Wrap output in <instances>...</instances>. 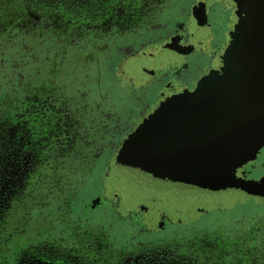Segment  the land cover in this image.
<instances>
[{"label":"flooded vegetation","instance_id":"1","mask_svg":"<svg viewBox=\"0 0 264 264\" xmlns=\"http://www.w3.org/2000/svg\"><path fill=\"white\" fill-rule=\"evenodd\" d=\"M123 1L112 0L110 2L106 0L102 3L103 7L91 9L84 8V5L75 0L73 2L75 9L66 12L65 6H62L63 0H0V42H4L3 46L7 49H13L15 41L26 43L25 49L21 50V52H25L24 56L32 53L31 50L34 46L45 43L47 38H56L55 35L58 34V40L65 39V36L72 38L73 35L81 32L86 35L85 38H88L93 25L99 35L102 34L100 26L107 31H110V27L116 31L113 42L116 40L119 42L115 52L119 53L120 58H125V56L132 55L133 52H140L151 46H160L175 36L178 37L183 47L182 57L177 64H171L156 71L150 78L142 82L141 88L150 91L151 98L155 102L152 109L147 114L143 111L137 113L139 118L130 125L124 121L123 123L126 125L120 127L119 132H112L113 143L109 144L108 141L109 145L103 146L101 144L103 136L100 134L95 136L91 132V125L96 124L97 118L86 117V112L78 106L77 98H67L63 95L64 87L59 97H54L52 90L44 91L46 95L39 97L31 95L30 91H24L11 94L13 97L9 102L0 104V143L7 141V150L12 153L7 162L4 161L5 158L0 159L2 167L0 169V202L8 199L11 204L9 216L0 235V264H17L21 258L17 262L14 261L16 251L19 253L22 251L23 255L30 249L48 252L44 248L31 247L32 244L39 241L46 240L63 247L70 244V240L61 242L45 237L50 228L48 225L45 229V223L47 220L50 221L45 218L48 214L39 216L42 218H33L36 222L40 221L37 222V225H33L31 218L32 212L36 209L55 208L59 207L57 204L60 205L57 200H54L56 202L54 205V202L44 198V193L41 194V191L47 189V185L40 182L43 176L35 177L37 176L35 171H44L48 168L47 155L50 150L64 149L68 145L80 149L84 152L83 158H78L75 162L77 170H79L87 166L91 167L93 160L85 161V158H88L87 150L94 152L91 155L92 159H98L102 149L109 146L111 158L104 164L106 167L112 165L115 161L113 156L121 150L125 140L141 127L145 120L152 118L166 99L176 95H185L190 99H195L204 92L210 80L223 71L228 53L225 48L231 39L230 34L234 32V24L238 19L237 8L232 0H140L141 2L134 5V10L126 0V5ZM249 1L259 5L264 4V0ZM122 5L124 6L122 7ZM118 7H122L121 11ZM109 8H112L109 26L94 24L97 19L105 16ZM129 14L131 16L127 18ZM65 16L69 18V21L64 20ZM263 27L264 20L258 28L257 36L261 35ZM58 29L65 34H60ZM71 38L65 41L76 49L73 47L76 42ZM249 40L251 39L249 38L243 45L236 48L234 53L242 51ZM17 45L19 44H16V47ZM63 73L67 75L65 71ZM59 82L61 83V81ZM54 86L56 88L55 84ZM118 121L115 122L118 123ZM117 127L118 125L115 126V128ZM115 128L114 130H117ZM36 136L38 139H35ZM6 137L8 138L6 139ZM55 139L56 141L53 142ZM257 157L237 170V173L239 170L244 172L245 180H258L264 174V162H258ZM260 170L262 171L258 174ZM22 182L27 185L26 189L22 187ZM18 183L22 188L21 191L20 187H17ZM36 190L39 193L37 198L41 196L43 199L40 203L42 205L30 207L32 205L26 202L29 198L34 202L33 196H36ZM17 198L25 201L26 208L21 209L16 205ZM154 199V196L148 198L144 203H140L135 210L128 212L134 222L142 223L155 235L154 242L125 240L122 246L125 245L129 252L121 253L118 250L120 245L114 244L113 238L106 239L105 236H108L109 233L103 234L104 225H101L100 228L99 226L95 228L84 226L79 235L70 234L71 237L79 239L77 241L74 239L75 242L72 241V243L75 244H71L70 248L79 249L82 246H90L91 251L92 248L102 246V249L110 250L109 254L101 257L102 259L106 257L107 261L116 259L124 261L127 259L126 257L132 258L133 255H139L155 262L177 261L181 264H264V250L251 251L245 258L240 256L241 248L246 246L249 238H252V233L264 232L263 218H260L243 234L242 232L233 234L230 231L229 234L223 235L219 226L211 229L208 226L197 228L192 226L191 233L195 232L188 240L180 241L176 234L177 231L168 226L172 220L165 212L155 208ZM59 200L64 203L62 199ZM117 201L116 192L108 198L102 195L93 196L86 208H94L102 203H105L107 207L114 208ZM19 209H21L20 213H18ZM196 210L198 214L205 212L201 207ZM201 216L196 214L190 223L193 225V222L200 219ZM55 218L54 216L51 221H55ZM181 222L179 220V223ZM125 226L123 227L125 228ZM259 226L262 227L258 228ZM217 237L220 238L213 241ZM212 242L215 247L228 245L231 248L230 254L236 248L234 246L242 245L236 252V256L228 263L227 260L224 261L227 258L223 256L222 252L216 253L214 250H210L213 249L210 248ZM92 251L84 258L91 262H97L100 257ZM229 256L231 257V255ZM91 258H95V260Z\"/></svg>","mask_w":264,"mask_h":264},{"label":"rangeland","instance_id":"2","mask_svg":"<svg viewBox=\"0 0 264 264\" xmlns=\"http://www.w3.org/2000/svg\"><path fill=\"white\" fill-rule=\"evenodd\" d=\"M74 1L67 0L66 3L68 5ZM77 1L84 5V8L92 9L99 6L103 7L104 4L102 3L106 0ZM107 1L111 2L112 0ZM232 1L237 8L238 19L234 24V32L230 34L231 39L225 48L226 53L228 52L227 54L231 51L234 52L236 48L243 45L249 38L258 37V28L264 20V4L259 5L249 0ZM123 2L125 4V0ZM126 2L134 10V5L141 1L126 0ZM122 7H118L120 11ZM71 9L73 7L65 10L67 12ZM107 10L110 12L107 11L105 16L97 19L94 24L109 26L112 8ZM62 12L65 13L64 10ZM129 16L131 15L129 14L127 18ZM68 19L65 16L64 20L69 21ZM100 29L101 35L98 34L94 25L91 26V35L88 38H85L86 35H83L82 32L73 35L72 38L65 36V39L61 38V40L52 39V37L47 38L45 43L31 50V52H39L42 55L40 58L37 57L38 65L36 66L33 61L29 60L22 76L24 80L23 88L27 91L43 85L41 86L43 89L52 90L54 97L59 96L61 91L65 89L63 95L67 98H77L79 100L78 106L86 112V117L97 118L96 124L93 123L91 125V132L95 136L98 134L103 136L101 144L104 146L108 144V141L109 144L113 143L112 132H119L118 129L126 125H124V121H127V125H130L139 118L137 113L143 111L147 114L152 109L155 102L151 98L150 91L142 89L141 84L156 71L171 64H177L182 57L183 47L178 37L175 36L160 46H151L143 51L133 52L132 55L125 56V58H120L119 53L115 52L119 42L117 40L113 42L116 31H113L111 27L110 31L103 29L101 26ZM70 38L76 42V45L73 46L76 49L66 43L65 40L68 41ZM227 54L226 57L228 56ZM18 59L16 57V61ZM16 61L14 60V63ZM12 65L14 64H7L1 69L2 71L0 70V104L2 105L3 102H9L13 97L11 95L12 89H9V87L16 85L15 70ZM63 71L67 75H64ZM44 74L53 77V80H49V83H54L56 88L54 84H43ZM48 85L50 87H47ZM79 92L81 93L78 94ZM115 121H118V123ZM117 125L118 127L115 128ZM114 128L117 130H114ZM56 133L58 135V130ZM55 141L56 139L53 142ZM6 142L0 143V159L5 158L4 161L7 162L9 155L12 153L7 150ZM239 146L241 144L237 143L236 148L227 149L224 152L220 151L210 156L214 167L211 169L210 177L208 178L214 180L219 178L217 180L219 181L221 172L227 175V170L223 168L225 164H229L232 158L238 155L240 151H247V149L241 150ZM110 151L109 146L105 147L100 152L98 159H92L91 155L94 152L87 150L86 156L88 158H85V161L93 160L92 163L90 162L91 167L87 166L77 171H68L66 169L61 172L60 178L51 177L53 172L52 164L54 163L52 160L49 161L50 166L45 170L43 169L44 171H35L37 173L35 177L43 176L40 182L47 185V189L42 192L44 193V198L46 200L49 199L51 202L62 199L64 204L55 208L45 207L32 210V216L37 218L48 214V219L52 220V216L58 213L63 214L65 219L63 225H58L61 219H56L52 224L48 223L55 236L59 233V230H62L64 234L74 236V234L79 235L84 226H92V228L99 226L100 228L101 225H104L103 234L107 235L106 232H108L109 235L105 237L106 239H111L115 237L116 231L121 229L122 226H131L129 234L124 229L120 230L119 235H123L120 241L123 243L125 240L130 242L155 241V235L146 226L140 222H134L128 215V212L135 210L140 203H144L153 196L155 197L153 201L155 208L165 212L170 217L172 222L168 226L177 231L176 234L180 241L188 240L192 233L195 232L191 233L192 229L190 228L192 226L196 228L208 226L209 229L219 226L223 235L229 234L230 231L233 234L240 232L243 234L249 227L254 226L260 218H263L264 221V196L262 194L249 195L250 191L246 188L247 186L242 190L233 191V189H229L228 191L217 193L209 190L200 181L197 187L187 188L184 183L178 182L180 185L177 184L176 181L181 180L179 177L145 165L139 157L121 150L116 152V157L115 155L113 156L115 161H113L112 165L106 167L104 162L111 158ZM257 158L258 162H264V146L258 153ZM85 161L83 162L84 164ZM73 163L75 164V162ZM72 167L77 168V164ZM152 170L155 171L152 172ZM216 175L219 176L217 177ZM58 182L60 185L53 184ZM114 192L118 195V201L114 208L107 207L105 203L94 208H86L93 196L102 195L108 198ZM34 199V202H32L31 198H29L26 203L32 205L30 207L42 205L40 204L43 201L41 196ZM55 203L53 204L56 205ZM199 207L205 211L204 214L197 213L196 208ZM20 210H18V213H20ZM40 213L43 215H39ZM196 214L202 216L193 222L192 225L190 221ZM179 220L183 223H179ZM37 222L33 219V225H37ZM74 239L75 241L79 240L78 237H71L70 244H66L65 247L75 244L72 243ZM116 239L119 240V238ZM75 249L77 250V248ZM78 253L76 252L75 255H70L69 257L62 251L54 254L30 249L24 253L17 264H181L177 261L155 262L151 259H144V257L139 255H133L132 258L126 257L127 259H124V261L122 259L107 261L106 258H103L100 261L91 262V260L88 261V259L79 256L83 255L82 253Z\"/></svg>","mask_w":264,"mask_h":264},{"label":"water","instance_id":"3","mask_svg":"<svg viewBox=\"0 0 264 264\" xmlns=\"http://www.w3.org/2000/svg\"><path fill=\"white\" fill-rule=\"evenodd\" d=\"M222 70L220 75L210 80L199 97L190 99L185 95H176L166 99L155 115L145 120L141 127L125 140L121 151L139 157L145 165L158 171L179 177L182 181H176L177 184L184 183L187 188L197 187L201 181L209 190L217 193L229 189L242 190L247 186L246 188L251 192L249 195L264 196V174L258 180L250 179L247 182L243 177V171L239 170V175L237 173L238 169L255 160L264 146V106L254 109V125L251 124L252 122L249 123L250 117L247 115L250 112L247 111L248 108L253 105L261 106L264 103V27L261 35L249 40L242 51L233 52L225 58ZM209 93L213 99L217 94L219 97L221 95L223 98H228L226 101L236 97V100L242 98L246 104H250H238L236 107L239 101L234 102V108L238 110V112L233 111L236 114L238 128L247 130V133L242 135V130H239L235 135V138L238 136L239 138L231 141L240 143L239 148L247 151H240L229 164H225L223 168L227 170V175L221 172L219 181H217L219 178H216L217 180L208 178L214 163L211 162L212 158L209 157L207 149L192 150L188 145L196 129L207 127L204 131L205 135L212 132L210 127L216 120L213 112L214 102L213 99H209L207 95ZM253 100L255 103L251 104ZM222 108H217L216 112L221 111ZM257 113L256 119L254 115ZM223 120L225 124L228 125V122L231 124L232 115L224 117ZM199 130L197 133H203ZM210 145L215 148L216 143L211 142ZM191 153L194 155L192 156Z\"/></svg>","mask_w":264,"mask_h":264},{"label":"trees","instance_id":"4","mask_svg":"<svg viewBox=\"0 0 264 264\" xmlns=\"http://www.w3.org/2000/svg\"><path fill=\"white\" fill-rule=\"evenodd\" d=\"M66 2H67V0H63V5L62 6L67 5ZM65 7L66 8H72L73 7V9H75V5H73L72 2H70ZM73 9H71L69 11L71 12ZM58 31L60 32V34H64V32L60 31L59 29H58ZM58 35H55L56 38H53V39H57V36ZM3 43L4 42H0V70L3 69V67L7 66V64H10V63H13L14 64L12 66H13V69L15 70L14 76H15L16 85H13L12 84L13 86L9 87V89H12L11 94L16 93V92H24V91H27V90H25L23 88L24 87L23 86V81L24 80H23L22 74H24L25 67H26L27 63L29 62V60L33 61L35 63V65L37 66L38 65V62H37V59L38 58L37 57L40 58V57H42V55L39 52H32L28 56H24L23 54L25 52L24 51L21 52V50L22 49H25L24 47H25V44L26 43H22L21 41L20 42H16L15 41L14 44H13L14 49L8 48L9 50L7 48H5V46H3ZM16 44H19V45H17V47H16ZM40 44H42V43H39L38 45H40ZM35 47L36 46H34L33 49H35ZM16 57L19 58L17 61H16ZM5 60H6V62H5ZM14 60L16 61L15 63H14ZM7 62H10V63H7ZM1 71H0V73H1ZM16 71H18V72L16 73ZM48 76H47V74L46 75L45 74L43 75L44 80L42 82H44L43 83L44 85H46V83L47 84H51V83H49L50 82L49 80H51V81L53 80V77L52 76L51 77H50V75H48ZM41 86H43V85H41ZM41 86L34 87V88H32L31 90H28V91H30L31 92V95H33V96H37V97L42 96V95L45 96L46 94H45L44 91H47V90L43 89ZM47 87H50V85H48ZM50 96L52 97L51 94H50ZM59 96H57V97H59ZM83 153L84 152L80 151V149L74 148V146H71V145H68V146L64 147V149L57 148L55 150H50L49 153H48V155H47V159H48V161H51L52 160L54 162L52 164L53 172L51 174V177H59L60 178L61 177L60 176L61 172H63L66 169H68V171H70V170H72V171L73 170H76L77 171V168L72 167L73 165H75L73 162H76V160L78 158L79 159L83 158ZM49 158H50V160H49ZM49 166H50V164L48 165V167ZM61 180H62V178H61ZM53 184H57L58 185L59 182L58 183H53ZM57 185H56V187H57ZM18 186L20 187L19 183H18L17 187ZM26 186L27 185L24 182H22V187L24 189H26ZM39 188H38V190H39ZM19 190L21 191L22 188L20 187ZM38 190H36V196H33L34 198H37V196L39 194L38 193ZM41 194H42V191H41ZM18 195H17V197H18ZM57 201L60 202V205L57 204L58 206H61V205L64 204L60 200H57ZM16 205H18L19 207H21V209H24V207H25V201L23 199L20 200V198H17L16 199ZM10 208H11L10 200H8V199L6 200L5 199V200H3V201L0 202V235L2 233V227H4V224L7 221V217L9 216V213L8 212H9ZM59 209H57V210L59 211ZM58 214L54 215L56 217L55 220L56 219H61V222L58 223V225L59 224L63 225V221L65 222V219L63 217L64 215L63 214L58 215ZM54 216H52V218ZM31 218L33 220V218L35 219L36 217H33L32 216ZM37 218H42V217H39L38 216ZM45 218L48 219V216L45 217ZM52 222L53 221H51V219H50V221L46 222L45 223L46 224L45 229H47L48 223L49 224H52ZM53 227H55V226H53ZM260 227H262V226H259L258 228H260ZM122 229L126 230L125 232H127V234H129V231H130L131 227L130 226L129 227L128 226H125V228H124L122 226L121 229H119V230L116 231L115 237L113 238V241L115 242L114 244H116L118 246L120 245L119 248H118V250H120L121 253H123V251H125V252L128 251L125 248L126 247L125 245L122 246L123 242L120 241V239H121V237L123 235L120 236L119 233H120V230L122 231ZM124 230H123V233H124ZM252 234H253L252 235V238H249L248 241H247L246 246H244V247L242 246L243 248H241V250H240V256H242L243 258H245L246 256H248L251 251H255L256 249L258 251L264 250V232H261L260 231L258 233H252ZM45 237H47L48 239H52V240H59L61 242L71 239V236L69 238V235L68 234H64L62 230H59V233L56 236L53 235L52 228L51 227L49 228V232L47 233V235H45ZM116 238H119V240H117ZM219 238L220 237H217V238L213 239V241H216ZM214 245H215L214 243L210 245V248H213V249H210V250H214L216 253L222 252L223 256L227 258V259H224V261L227 260L226 262L230 263L232 261V259L236 256V252L239 251V247L242 244H240V245L238 244V245L234 246L236 248L233 250V252L231 254H230V249L231 248L228 245H225V244L224 245H219V247H215ZM33 246L34 247L36 246L37 248H44L45 250H48V252H51V253H54V254H57V252L62 251L63 253H65V255L67 254L66 256H69V257H70V255H75L76 252L77 253L78 252L79 253H82L83 254L82 257H86L93 250L92 252H95L97 254V256L100 257L98 260H102L101 257H104V255H106V254H109L108 252L110 251V250L108 251L106 249H102V246H98L96 248H92L91 251H90V249H91L90 246H82V247H79V249L76 250L75 248L59 246V245H57L55 243L47 242L46 240L45 241L36 242V243H34V244L31 245V247H33ZM45 246H46V248H45ZM245 253H247V254L246 255H243ZM21 254H22V251L20 253L18 251H16L14 253V255H15L14 261L17 262V260H19L22 257L23 254L22 255ZM210 254L213 255L212 253H210ZM214 255H217V254H214ZM229 255H231V257ZM250 255H252V254H250ZM79 256H81V255H79ZM92 260H95V258L92 259Z\"/></svg>","mask_w":264,"mask_h":264},{"label":"bare ground","instance_id":"5","mask_svg":"<svg viewBox=\"0 0 264 264\" xmlns=\"http://www.w3.org/2000/svg\"><path fill=\"white\" fill-rule=\"evenodd\" d=\"M207 95H208L210 100L213 99L212 95H210V93ZM226 99H228V98H225V97L223 98V97H221V95L219 97V95H217V94L214 95L213 112H215L214 113L215 114L214 120H216V122L214 124H212L210 127V130L212 132L209 135H205L204 131H206L205 129L207 127L202 125L203 127H206V128H202L200 126L201 128L196 129V131L194 132L195 135H193L194 137H193L192 141L188 144L189 148H192V150H194L196 148L205 149V150L207 149L206 151L208 152V155L210 157L211 155L217 154L221 150L224 152L227 149H233V148L237 147V143H234V140H233V142L231 140L232 139H238L239 136L237 138H235L236 137L235 135H237L239 130H242V129L238 128V121H236V118H235L236 114H234L233 111L238 112V110L236 108L238 106V104L239 105L240 104L250 105V104H246V102H244V100H242V98H239V99L237 98V100H236V97H232V98H229L228 101H226ZM235 101H239V103H236L237 105L234 108V105H235L234 102ZM254 103L255 102L253 100L251 104H254ZM263 106H264V103H262L261 106L253 105L250 108H248L247 111L250 110V112L247 113V115H249V117H250L249 123L252 122L251 124H253V125L255 124V121H253L254 120V118H253L254 112L253 111H254V109L256 110V107L263 108ZM219 107H221V108L223 107V108L221 109V111L216 112V109ZM241 110H242V108H241ZM229 115H232V121L233 122L231 124H230V122H228V125H227V124H225L223 118L226 116H229ZM257 115H258V113L255 114L254 116L256 117ZM257 118L258 117H256V119ZM199 129H201V130H199ZM198 130L203 132V133H197ZM246 133H247V130H245V129H243L241 131L242 135H245ZM212 135L214 137L213 140H212ZM211 142L216 143L215 148L210 145ZM208 149H211V150H208ZM189 151L192 152L190 149H189ZM191 155L193 156L194 154L191 153Z\"/></svg>","mask_w":264,"mask_h":264}]
</instances>
